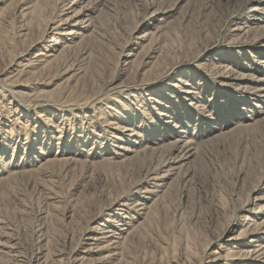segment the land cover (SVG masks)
Wrapping results in <instances>:
<instances>
[{"label": "rangeland", "instance_id": "obj_1", "mask_svg": "<svg viewBox=\"0 0 264 264\" xmlns=\"http://www.w3.org/2000/svg\"><path fill=\"white\" fill-rule=\"evenodd\" d=\"M207 1L0 0V264H264V0Z\"/></svg>", "mask_w": 264, "mask_h": 264}, {"label": "bare ground", "instance_id": "obj_2", "mask_svg": "<svg viewBox=\"0 0 264 264\" xmlns=\"http://www.w3.org/2000/svg\"><path fill=\"white\" fill-rule=\"evenodd\" d=\"M209 1V0H208ZM207 1V2H208ZM213 1V0H212ZM213 3V2H212ZM229 19V18H228ZM221 25H222V28H225L226 27V25H227V22L226 21H223V22H221ZM98 100V99H97ZM180 145V144H179ZM179 145L178 144H175L174 145V147H173V149L174 150H176V149H179L178 147H179ZM182 155L180 156L182 159H184L185 157H187V158H191L193 155H194V151H193V149H191L190 148V145H184V147L182 148ZM168 161V160H167ZM166 160L164 161V162H162V163H160L158 166H156V168L153 170V171H151V173L149 174V176H153V180H157V179H159V171H161V168L166 164V162H167ZM119 202H120V200H118V201H116L115 202V204H119ZM144 205V204H143ZM113 233V231H111L108 227H106L105 229H103V231H100L99 233H96L95 235H96V237L94 236V234H93V237L91 238V239H89V240H92V241H94V243H95V245H93V246H95V248H96V243H98V242H100V243H102V244H104L102 247H100V248H102V249H104V250H110V249H114V248H116V245L115 244H117V242L116 241H112L113 239H115L114 238V235L112 234ZM261 234H264V221H263V223L260 225V227L256 230V231H254V233H248V232H244L243 233V239H248V237H250L251 235H261ZM98 235L100 236V238L98 237ZM92 236V235H91ZM82 237H83V235H81V239H82ZM120 240V239H119ZM93 243V244H94ZM114 245H115V247H114ZM91 246V245H90ZM89 246V247H90ZM98 248V247H97ZM94 248H88V250H93ZM87 250V251H88ZM100 250V249H99ZM89 252V251H88ZM254 253H257V254H259V255H263L264 254V247H261V245L259 246V248H256V250H250V251H248V252H246V253H244L243 255H241V256H237V255H235V259H239V258H246V259H248V258H252L253 256H254Z\"/></svg>", "mask_w": 264, "mask_h": 264}]
</instances>
